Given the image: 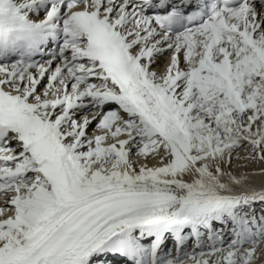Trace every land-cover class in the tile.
Returning a JSON list of instances; mask_svg holds the SVG:
<instances>
[{"label":"snow or ice","instance_id":"snow-or-ice-1","mask_svg":"<svg viewBox=\"0 0 264 264\" xmlns=\"http://www.w3.org/2000/svg\"><path fill=\"white\" fill-rule=\"evenodd\" d=\"M0 264H264V0H0Z\"/></svg>","mask_w":264,"mask_h":264}]
</instances>
